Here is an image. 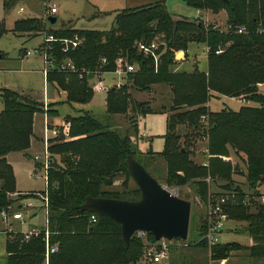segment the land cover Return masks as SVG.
Masks as SVG:
<instances>
[{
	"label": "trees",
	"instance_id": "trees-1",
	"mask_svg": "<svg viewBox=\"0 0 264 264\" xmlns=\"http://www.w3.org/2000/svg\"><path fill=\"white\" fill-rule=\"evenodd\" d=\"M194 11H227L225 32L203 27L199 19H173L167 12L164 0L114 13L112 26L105 31L47 29L46 18L20 20L14 29L27 33H41L43 38H82L72 50L61 52L60 44L54 42L49 57L54 64L68 59L73 73L48 70L44 75L46 86L54 87L63 95L62 102L68 106L89 103L92 92L87 78L98 71L112 73L115 62L132 66L133 71L123 75L119 88H109L105 93V113L108 117L149 113L145 103L135 102L128 93V85L139 92H146L152 85L169 88L171 102L169 111L175 116L167 117L165 132L160 136L162 149L153 153L163 159L168 184L177 187L193 185L199 200L204 202L207 193L205 178L228 179L239 168L224 164L219 156L227 155V148L244 156L242 161L244 182L250 191L244 194L238 188L239 200L248 199V205L236 204L227 209L230 220L245 222V232L251 240L249 246L236 243L216 244L210 248L212 259H225L232 251H244L251 261L264 262V204L252 202L259 197L258 188L264 187V0H180ZM15 0H3L9 9ZM241 28L242 32L237 33ZM47 29V30H46ZM161 39L159 54L154 66L151 58L141 55L137 43L148 44ZM206 48V69L190 73L170 70L175 57L185 55L189 44ZM43 44H41L42 46ZM220 51L219 54H215ZM103 60V63H102ZM81 74V77L79 75ZM240 96H243L240 98ZM0 212L7 211L14 201L28 199L15 194L14 178L5 156L12 152L24 153L30 146L34 116L44 114L51 118L57 111L51 104L45 109L38 102L26 101L25 96L3 91L0 95ZM220 97H236L249 101L250 106H240L237 111L222 108L208 112L209 100ZM61 102V103H62ZM76 116L65 115L67 122L60 136L47 138L46 152L49 165L44 174L46 181L45 230L47 244L56 245L47 264H135L140 256L138 239L131 236L124 248L119 235V225L94 213L84 212L80 205L87 197L135 201L139 198L137 188L112 190L117 175L128 176L124 161L127 156L135 159V147L128 134L120 135L103 126L87 112ZM205 116L207 130L206 166L196 165L189 159L188 142L178 143L180 136L174 132V124L199 127V117ZM176 117L184 118L176 122ZM49 128V126H48ZM134 128V126H133ZM134 129V134H135ZM149 152V151H148ZM144 168V167H143ZM242 172V171H241ZM129 178V176H128ZM169 184V185H170ZM222 192H231L230 186H220ZM41 200V199H40ZM43 205V202L41 200ZM252 206V207H251ZM93 215L95 221L89 222ZM41 233L25 240L22 234L5 232L6 264H43L45 242ZM196 239L201 234L198 225ZM11 236H14L11 238ZM149 242L152 236L146 233ZM194 247L205 249L204 242L196 240Z\"/></svg>",
	"mask_w": 264,
	"mask_h": 264
},
{
	"label": "rangeland",
	"instance_id": "rangeland-1",
	"mask_svg": "<svg viewBox=\"0 0 264 264\" xmlns=\"http://www.w3.org/2000/svg\"><path fill=\"white\" fill-rule=\"evenodd\" d=\"M159 0H15L14 4L9 9H4L3 0H0V95L3 91H10L17 93L21 96H25L26 101L32 100L38 102L40 108L45 112L48 104L51 107L56 108L57 116L51 118L44 114H39L40 134L42 135V125L44 120L48 123L49 130L63 129V126L67 122L63 121L65 115L76 116L79 112H87L94 119H96L103 126L107 125L110 130L123 135L128 134L129 137L133 136V124L135 121L129 115L122 117L114 115L108 117L105 113L104 97L105 92H92L89 103L85 105H72L68 106L62 102L63 95L61 92L57 93L54 87L46 86L43 69L46 66L43 64L41 53V44L43 36L41 33H27L26 31L14 29L15 23L20 20L27 19H41L47 17H53L55 19L53 24H46L47 29H66L72 28L75 30H98L105 31L112 26V17L114 13L121 9H131L141 7L148 4H153ZM50 4L55 6V13L47 15V9ZM164 5L167 12L173 17H181L186 19H199L203 27H211L213 31L225 32L227 29V11L226 9L220 10L214 16L210 15L209 11H202L201 16L197 17L195 11L180 0H164ZM21 8L22 12L18 13V9ZM208 12V14H207ZM46 29V30H47ZM76 36V35H75ZM158 44V50L161 46V39L157 38L153 40ZM203 47L200 44H189L187 47L186 59L179 66L170 67L173 72L190 73L194 69L198 71H204L206 69V61L203 53ZM30 53L29 56H24V53ZM180 53V52H179ZM179 58L177 61L180 62ZM175 62V63H176ZM178 70V71H175ZM123 76V75H122ZM122 82L121 76L114 73L103 74L101 76V83L104 87L119 88L115 84ZM92 84V81H91ZM260 92H264V87ZM157 93V92H156ZM243 96H240V98ZM236 97H220L217 100L211 99L206 103L205 107L208 112H217L222 108H227L232 111H237L240 106H250L249 101H244ZM56 104L54 105V102ZM62 102V103H61ZM2 110V100L0 97V111ZM165 111H169L164 108ZM170 112V111H169ZM178 112L172 113L175 122V116ZM169 115V116H171ZM168 116V117H169ZM185 117H176V122L184 120ZM167 119V118H166ZM199 127L188 126L184 124H174V132L183 136V141L188 142L187 148L189 151V159L198 165H202V153L199 149L205 147V140H201L202 133H206L207 125L206 118L200 120ZM151 124V125H150ZM147 125L151 128L150 132H146L148 138L152 139L153 149L161 146L160 136H157V131L164 133V123L162 116H153L151 121H147ZM139 130L143 129V125H137ZM178 129L181 130L178 134ZM64 131V129H63ZM182 134V135H181ZM138 139V137H137ZM142 139V136L139 138ZM132 144L135 147L134 157L144 167V170L160 185H166L167 187L176 190V197L189 202L190 212L188 221L187 237L185 240L173 239L170 241H164L165 251L167 253V259L161 260L158 263H151L143 259V253L146 248V244L151 243L147 237L140 239L137 234L132 236L138 239L140 245V256L135 264H264V262L257 263L251 261L247 257V253L244 251H232L227 258L214 260L210 253V248H196V235L198 225L202 215V201L196 195L195 187L190 184H186L181 187L175 188L172 184H168L166 180V170L163 159L156 156L151 151H140L138 140L132 139ZM49 146V144L47 143ZM30 160H27L21 153L12 152L7 154L6 161L10 165L13 178L15 194L10 198L13 200L17 197V193L25 195L28 199H22V201H14L7 209V224L3 223L0 218V264H6L5 262V231L10 228L12 232L19 234H25L33 231L34 234L41 233L44 226V210L41 203V198L44 197V177L43 171L40 167L39 161L43 155V140L40 138V144L36 148L33 147L27 151ZM207 153V151H206ZM219 160L224 164L238 166V170L234 174L229 175L228 179L215 178L213 181H209L207 184V192L212 194L224 193L221 191L220 186L228 184L231 191L234 188H238L242 193L248 194L250 191L246 188L244 182V166L242 161L244 156L241 153L235 154L233 151L227 148L226 156H219ZM242 171V172H241ZM208 178V177H206ZM205 178V179H206ZM125 181L126 189L134 188V183L128 176L125 178L122 174L117 175L113 182L112 190L120 191V185ZM136 188V186H135ZM259 196H264V187L258 188ZM250 199L252 202L254 197ZM258 198V197H256ZM259 200V199H256ZM248 202V199H247ZM257 202V201H256ZM252 207V206H251ZM20 212L22 218L20 221H13L10 216L13 213ZM246 223L230 220L225 229L218 236V243H236L239 246H248L251 244V240L244 230ZM11 232V233H12ZM22 234V235H23ZM32 235V236H33ZM14 236H11L13 238ZM31 237V236H30ZM144 240V241H143Z\"/></svg>",
	"mask_w": 264,
	"mask_h": 264
},
{
	"label": "built area",
	"instance_id": "built-area-1",
	"mask_svg": "<svg viewBox=\"0 0 264 264\" xmlns=\"http://www.w3.org/2000/svg\"><path fill=\"white\" fill-rule=\"evenodd\" d=\"M22 9H18V13H21ZM55 13V6L53 4H50L47 9V15H52ZM237 33L242 32L241 28H238ZM82 41V38L78 36H73L70 39H55L53 36L48 35L45 36L42 40V46L39 52L41 53L42 61L43 64L46 66V68L43 69V75L48 70H56L57 72H62V73H73L75 71V68L73 64L71 63L70 60L66 59L57 65L54 64L53 60L49 57V51L52 49L51 44L54 42H58L60 45V50L61 52H66L67 50H72L76 46H78ZM136 48L138 52L143 55L144 57L151 58L153 61V64L155 66L156 61H157V56L159 54L158 51V44H156L154 41H151L148 44H142V43H137ZM220 51H216L215 54H219ZM30 53L25 52L24 56H28ZM103 63V60H102ZM132 66L123 64L121 60H117L115 62V70L112 72L116 75L122 76L127 72H132ZM103 74L100 72H96L95 75H92V84H90V90L91 92H105L109 89V87H104L101 83V76ZM81 77V74L79 75ZM114 86L118 87L120 84H115ZM205 116H200V120H204ZM46 120V119H45ZM44 120L43 125H42V135L41 139L43 140V155L42 159L39 161L40 167L43 171V177L46 172V169L49 165V159L48 155L46 152L47 149V138L49 136L51 137H56L60 136V131L58 129H51L49 130L48 128V123ZM201 140H205V136L201 138ZM200 153L203 154L204 158L208 157L206 153V148L203 147L202 149H199ZM202 166H206V162L204 161ZM206 183L209 181V178H206L204 180ZM46 188V181L44 177V189ZM161 188H163L166 192H168L170 195H177V191L173 190L166 185H162ZM45 191V190H44ZM45 194V193H44ZM259 199V200H256ZM43 202V208H45V202H46V196L44 195L43 198H41ZM253 201H257V203L264 204V196H259L258 198L254 197ZM241 203L242 205H248L247 200H239L237 194L235 191L231 192H224V193H219V194H212L209 191L206 193V197L204 202H202V215L200 219V227H201V234L198 238L199 241H202L205 243L207 248H210L216 244H218V236L220 233L225 229L227 224L229 223L230 219L227 214V209L230 207L235 206L236 204ZM0 218L3 223L6 222L7 224V211H1L0 212ZM10 218L12 220H18L20 221L22 218V214L20 212L13 213ZM95 221V217L91 215L89 217V222L93 223ZM46 225V220H45V209H44V226ZM6 233L12 232L10 228H7ZM33 231L28 232L23 234V237L25 240L29 239L30 236L33 235ZM137 236L140 239H144L146 237V233H136ZM36 235V234H34ZM47 237L48 233L44 229L43 231V238L45 242V248L43 252V264H47V258L50 254H53L57 251L56 245H48L47 244ZM144 241V240H143ZM164 241L165 240H159V241H154L151 243L146 244V248L143 253V259L151 262V263H158L161 260H166L167 259V253L165 251V246H164ZM222 262H220L221 264Z\"/></svg>",
	"mask_w": 264,
	"mask_h": 264
},
{
	"label": "water",
	"instance_id": "water-1",
	"mask_svg": "<svg viewBox=\"0 0 264 264\" xmlns=\"http://www.w3.org/2000/svg\"><path fill=\"white\" fill-rule=\"evenodd\" d=\"M55 19L47 17V24ZM92 79V76L87 78ZM113 90V89H112ZM127 175L139 191L135 201L87 197L80 205L84 212L105 217L119 225V235L124 248L135 233L150 234L154 241L187 237L190 204L170 195L134 159L124 161Z\"/></svg>",
	"mask_w": 264,
	"mask_h": 264
},
{
	"label": "crops",
	"instance_id": "crops-1",
	"mask_svg": "<svg viewBox=\"0 0 264 264\" xmlns=\"http://www.w3.org/2000/svg\"><path fill=\"white\" fill-rule=\"evenodd\" d=\"M159 1H161V0H159ZM201 13H202V11H195V14L197 15V17L201 16ZM207 14H208V12H207ZM210 15H213L214 16L215 14L210 13ZM172 18L173 19H179L181 17L177 18V17H173L172 16ZM195 18H194V16H192V19H195ZM202 47H203L202 49H203V53H204V57H205L206 48L204 46H202ZM180 54H181L180 62L177 61L173 65L174 66V69H175L176 66H179L181 63H183L185 61L184 58L186 59L187 50L185 52V55H183L182 52H180ZM175 59L178 60L179 58L175 57ZM175 71H178V70H175ZM204 71H200V72H204ZM121 79H122V82L119 83L120 85H122L124 83L123 76H121ZM110 86H113V85H110ZM259 89L261 91L262 88H259ZM128 93L130 94L131 98L135 102L145 103L146 104V107L145 108H147L148 111H149V113H146L147 111L145 109V111H144L145 113H143V114H137V113L131 114L130 110H127V112H126L125 115H118V116H122V117H125V116L129 115V117H132L133 120L135 121V123L133 124V126H134L133 130L135 129V132L136 133L135 134L133 133V136L132 137H129L130 140L131 141H132V139L138 140V143H139L138 146H139L140 151H151L152 153H158V152H160L161 149H162L163 141L160 138L161 141H162L161 146L160 147H156V149H153L152 139L151 138H148L147 133H146L147 131L148 132L151 131V128L147 125V121H151V118L153 116H162L163 117V123H164V132H165V121H166V118L169 115L172 114V112H169V111H165L164 110V108H167L169 110V107L171 105L170 104V102H171V94H170L169 88L167 86H165V85H152L149 88L148 91H146V92H139V91L134 90L133 88H131L130 85H128ZM56 102L57 101L54 102V105L56 104ZM104 105H105V97H104ZM208 107H209V103H208ZM38 116L39 115L34 116V119H33V124H32V138H31L30 146H29V148L24 153H21L27 160H30V158L28 157V154L29 153L27 151L29 149L31 150L33 147L36 148L40 144L41 134H40L39 131H40V128L41 127H40V123L38 124V122L40 120V118ZM138 124H140V125L142 124L143 125V129L142 130H139L138 129V127H137ZM180 131L181 130L178 129V134L180 133ZM157 132H158L156 134L157 136H161L162 134H164V133H161V131H157ZM141 136H142V139H139ZM137 137H138V139H137ZM181 141H183V136H180V142ZM6 156H5V159H6ZM202 161H205V158H204L203 155H202ZM13 221L17 222L18 220H13ZM12 233L15 234L17 232H12Z\"/></svg>",
	"mask_w": 264,
	"mask_h": 264
},
{
	"label": "bare ground",
	"instance_id": "bare-ground-1",
	"mask_svg": "<svg viewBox=\"0 0 264 264\" xmlns=\"http://www.w3.org/2000/svg\"><path fill=\"white\" fill-rule=\"evenodd\" d=\"M179 58L181 57V55L178 56Z\"/></svg>",
	"mask_w": 264,
	"mask_h": 264
}]
</instances>
